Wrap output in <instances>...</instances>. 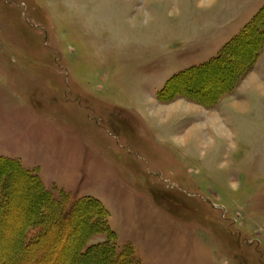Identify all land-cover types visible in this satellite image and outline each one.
<instances>
[{
    "label": "rangeland",
    "instance_id": "obj_1",
    "mask_svg": "<svg viewBox=\"0 0 264 264\" xmlns=\"http://www.w3.org/2000/svg\"><path fill=\"white\" fill-rule=\"evenodd\" d=\"M263 7L0 0V158L55 198L101 204L117 252L140 264H264V49L212 106L166 88ZM12 184V198L27 202L26 184ZM16 216L0 215V259L17 252L9 229L26 214ZM76 229L59 256L77 246L84 225Z\"/></svg>",
    "mask_w": 264,
    "mask_h": 264
},
{
    "label": "trees",
    "instance_id": "obj_2",
    "mask_svg": "<svg viewBox=\"0 0 264 264\" xmlns=\"http://www.w3.org/2000/svg\"><path fill=\"white\" fill-rule=\"evenodd\" d=\"M263 49L264 7L235 38L223 46L216 57L178 75L179 83L169 88L173 84L170 83L166 88L189 99L194 93L193 99L200 100L206 107L212 106L220 96L233 90L250 71ZM213 78L215 82L222 80V87L216 84L217 89L210 92L201 90L200 83ZM167 89L159 96L162 101ZM202 92L205 93L201 95ZM0 175V215L8 213L10 208L15 209L17 216L22 212L26 214L18 223L11 224L9 229L16 232L13 242L17 252L12 260L0 259V264H140L131 250L124 248L117 252L116 236L108 226V214L98 202H72L63 192L55 198L36 175L21 169L16 161L0 158ZM15 180H22L26 184V188H23L27 202H16L18 200L12 198L11 192L18 189V185L12 184ZM80 224L84 225V232L79 236L77 246L70 255L65 256L64 251L59 256L63 238L78 232L75 226ZM95 236L103 237L104 241L87 246Z\"/></svg>",
    "mask_w": 264,
    "mask_h": 264
}]
</instances>
